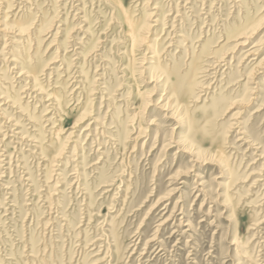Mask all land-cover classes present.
Segmentation results:
<instances>
[{"label":"rangeland","instance_id":"374dc122","mask_svg":"<svg viewBox=\"0 0 264 264\" xmlns=\"http://www.w3.org/2000/svg\"><path fill=\"white\" fill-rule=\"evenodd\" d=\"M123 2L0 0V264H264V0Z\"/></svg>","mask_w":264,"mask_h":264},{"label":"bare ground","instance_id":"6f19581e","mask_svg":"<svg viewBox=\"0 0 264 264\" xmlns=\"http://www.w3.org/2000/svg\"><path fill=\"white\" fill-rule=\"evenodd\" d=\"M119 4H120V6L122 7V9H123V15H125V16H128V8H126L125 7V5H124V2H123V0H116ZM119 6V5H118ZM131 21H129V23H130ZM127 25V24H126ZM130 35H132L133 37H132V39H133V41L135 42V39L137 38V35H136V33L134 32V31H131L130 32ZM243 43V42H242ZM241 43V44H242ZM240 44V45H241ZM243 46H244V44H242ZM245 45H246V43H245ZM254 48V47H253ZM252 53V52H251ZM254 53V52H253ZM252 55V54H251Z\"/></svg>","mask_w":264,"mask_h":264}]
</instances>
